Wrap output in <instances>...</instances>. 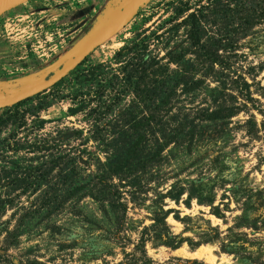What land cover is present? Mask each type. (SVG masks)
<instances>
[{"label": "rangeland", "instance_id": "rangeland-1", "mask_svg": "<svg viewBox=\"0 0 264 264\" xmlns=\"http://www.w3.org/2000/svg\"><path fill=\"white\" fill-rule=\"evenodd\" d=\"M120 1L0 15V94L49 74ZM251 6L150 0L56 84L0 109V264H264Z\"/></svg>", "mask_w": 264, "mask_h": 264}, {"label": "water", "instance_id": "water-1", "mask_svg": "<svg viewBox=\"0 0 264 264\" xmlns=\"http://www.w3.org/2000/svg\"><path fill=\"white\" fill-rule=\"evenodd\" d=\"M28 0H0V15ZM150 0H121L109 14L100 20L94 28L76 43L70 52L56 62L54 69L47 75L0 94V109L36 95L60 81L78 66L95 48L123 28Z\"/></svg>", "mask_w": 264, "mask_h": 264}, {"label": "trees", "instance_id": "trees-1", "mask_svg": "<svg viewBox=\"0 0 264 264\" xmlns=\"http://www.w3.org/2000/svg\"><path fill=\"white\" fill-rule=\"evenodd\" d=\"M239 1V0H235ZM252 2V6L249 9H244L242 12V15H239L240 17L243 16V19L246 21L247 24L252 25L256 21H260L264 23V0H250ZM260 6V9L257 10L255 6ZM188 9V8H187ZM186 9V10H187ZM185 10V9H184ZM195 17V13L191 12L189 13L188 17ZM194 44L198 45L200 48V52H202L203 55H208L209 53H212V50L209 51V47L205 45L201 41V37L198 34V30H194ZM24 102L20 101L13 106L9 107L10 109H17L19 106ZM216 214H218V211H216ZM151 261L150 258L146 259V263H149ZM144 262V261H143Z\"/></svg>", "mask_w": 264, "mask_h": 264}, {"label": "bare ground", "instance_id": "bare-ground-1", "mask_svg": "<svg viewBox=\"0 0 264 264\" xmlns=\"http://www.w3.org/2000/svg\"><path fill=\"white\" fill-rule=\"evenodd\" d=\"M179 250H180V249H179ZM194 253L200 254V253H201V250H200V251L197 250V251H195Z\"/></svg>", "mask_w": 264, "mask_h": 264}]
</instances>
